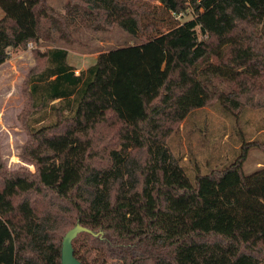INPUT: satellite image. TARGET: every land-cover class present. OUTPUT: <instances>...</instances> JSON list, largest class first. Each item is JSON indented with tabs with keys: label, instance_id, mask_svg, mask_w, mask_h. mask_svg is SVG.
<instances>
[{
	"label": "trees",
	"instance_id": "obj_1",
	"mask_svg": "<svg viewBox=\"0 0 264 264\" xmlns=\"http://www.w3.org/2000/svg\"><path fill=\"white\" fill-rule=\"evenodd\" d=\"M150 1L67 0L65 15L134 37L155 29ZM158 1L177 24L79 73L67 48H33L19 156L35 170H10L0 147V264H61L78 221L98 232L73 240L83 264H264V164L244 170L264 139H242L234 159L194 177L167 145L197 109L237 115L264 87V0ZM0 8V65L65 17L48 0ZM49 111L54 120L34 125Z\"/></svg>",
	"mask_w": 264,
	"mask_h": 264
},
{
	"label": "rangeland",
	"instance_id": "obj_2",
	"mask_svg": "<svg viewBox=\"0 0 264 264\" xmlns=\"http://www.w3.org/2000/svg\"><path fill=\"white\" fill-rule=\"evenodd\" d=\"M66 1L48 0V3L65 15ZM147 7L151 14L144 22L154 23L155 29L151 32L145 30L132 37L119 25H91L90 20L85 22L81 16L70 18L66 14L62 17L65 23L60 20L58 24L60 28L49 26V23L42 27L38 44L10 49L8 59L0 65V147L3 160L10 170L19 167L35 170L32 163L22 160L19 156L20 149L28 138L21 116L26 102L23 81L30 69L36 65L33 48H67L69 62L76 68V73H79L93 64L99 54L127 43L140 42L177 24L178 21L164 10L158 0H151ZM2 16L3 11L0 8V18ZM189 17L188 14L181 18L179 23ZM65 24L66 29H61ZM60 30L64 32L61 34ZM220 86L230 87L231 84L221 83ZM238 112L237 115L231 113V116L217 104L205 106L192 112L171 132L167 145L172 153L179 157L189 175L193 176L197 169L206 172L234 159L238 155L242 139H264V87L245 96ZM41 113L35 116L34 125L55 119L50 111L47 115ZM263 164L264 148L254 147L244 163V170L249 174Z\"/></svg>",
	"mask_w": 264,
	"mask_h": 264
},
{
	"label": "water",
	"instance_id": "obj_3",
	"mask_svg": "<svg viewBox=\"0 0 264 264\" xmlns=\"http://www.w3.org/2000/svg\"><path fill=\"white\" fill-rule=\"evenodd\" d=\"M83 231L98 235V232H93L90 228L82 225L80 221H78L63 237L61 245V264H83L75 255V249L73 246V240Z\"/></svg>",
	"mask_w": 264,
	"mask_h": 264
},
{
	"label": "built area",
	"instance_id": "obj_4",
	"mask_svg": "<svg viewBox=\"0 0 264 264\" xmlns=\"http://www.w3.org/2000/svg\"><path fill=\"white\" fill-rule=\"evenodd\" d=\"M31 45H32V43L30 42V43H29V46H31Z\"/></svg>",
	"mask_w": 264,
	"mask_h": 264
}]
</instances>
